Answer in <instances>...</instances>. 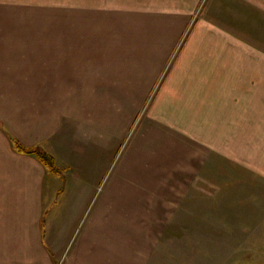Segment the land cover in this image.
Listing matches in <instances>:
<instances>
[{
	"label": "crops",
	"instance_id": "0c3cea01",
	"mask_svg": "<svg viewBox=\"0 0 264 264\" xmlns=\"http://www.w3.org/2000/svg\"><path fill=\"white\" fill-rule=\"evenodd\" d=\"M123 4L22 53L25 3L0 1V264H148L249 154L227 131L264 126V0Z\"/></svg>",
	"mask_w": 264,
	"mask_h": 264
},
{
	"label": "rangeland",
	"instance_id": "374dc122",
	"mask_svg": "<svg viewBox=\"0 0 264 264\" xmlns=\"http://www.w3.org/2000/svg\"><path fill=\"white\" fill-rule=\"evenodd\" d=\"M0 1L25 3L22 53H61L65 42L79 45L86 38L83 39V30L90 23L91 15L89 19L85 15L81 20L75 12L86 14L88 11L97 16L102 5H130V2L146 0ZM66 33L69 39L65 37ZM77 33L81 35L77 36ZM262 124L250 123V134L244 138L237 137V134L231 137V132L227 131V140L221 147L234 149L233 155L237 157L241 156L237 151L241 152L239 145L243 143L244 153L248 149L249 154L243 156V161L232 164L219 157L217 185L193 187L196 196L193 201L184 202L186 232L171 233L169 245L164 243L163 249L155 251L148 264H264ZM179 206L181 208L182 204ZM191 213L194 216H190Z\"/></svg>",
	"mask_w": 264,
	"mask_h": 264
},
{
	"label": "trees",
	"instance_id": "16d2710c",
	"mask_svg": "<svg viewBox=\"0 0 264 264\" xmlns=\"http://www.w3.org/2000/svg\"><path fill=\"white\" fill-rule=\"evenodd\" d=\"M14 146L18 152L35 155L48 169H50L51 171H57L55 167L54 159L45 152H43L42 150L27 149L15 140H14Z\"/></svg>",
	"mask_w": 264,
	"mask_h": 264
}]
</instances>
